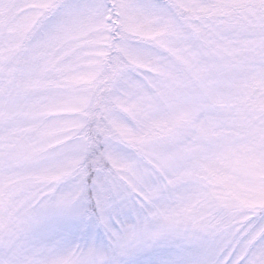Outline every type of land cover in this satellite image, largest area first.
Returning <instances> with one entry per match:
<instances>
[{"label":"rangeland","instance_id":"1","mask_svg":"<svg viewBox=\"0 0 264 264\" xmlns=\"http://www.w3.org/2000/svg\"><path fill=\"white\" fill-rule=\"evenodd\" d=\"M0 264H264V0H0Z\"/></svg>","mask_w":264,"mask_h":264}]
</instances>
